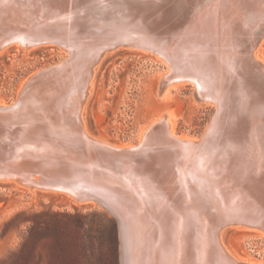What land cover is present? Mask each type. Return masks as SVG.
Here are the masks:
<instances>
[{"label": "bare ground", "instance_id": "6f19581e", "mask_svg": "<svg viewBox=\"0 0 264 264\" xmlns=\"http://www.w3.org/2000/svg\"><path fill=\"white\" fill-rule=\"evenodd\" d=\"M261 34L264 0H0V51L46 39L69 52L22 86L17 107L0 103V139L9 138L0 179L107 199L121 218L125 264H246L221 231L264 216L256 188L264 183V86L253 81L264 82L254 47ZM123 43L167 62L159 99L177 78L214 102L201 141L175 134L169 107L141 128L149 145L140 156L87 132L94 65Z\"/></svg>", "mask_w": 264, "mask_h": 264}, {"label": "rangeland", "instance_id": "374dc122", "mask_svg": "<svg viewBox=\"0 0 264 264\" xmlns=\"http://www.w3.org/2000/svg\"><path fill=\"white\" fill-rule=\"evenodd\" d=\"M255 54L264 61V37ZM68 55L57 43H9L0 51V103L15 101L32 76ZM168 68L151 49L126 44L106 48L94 65L83 103L87 132L116 145L136 143L141 128L169 107L175 134L200 138L215 104L196 97L189 80L177 78L169 86L172 94L159 99L156 79L170 73ZM28 188L0 179V264H121L118 224L106 209L64 191ZM221 238L240 261L263 256V236L255 228L228 224Z\"/></svg>", "mask_w": 264, "mask_h": 264}, {"label": "water", "instance_id": "95a60500", "mask_svg": "<svg viewBox=\"0 0 264 264\" xmlns=\"http://www.w3.org/2000/svg\"><path fill=\"white\" fill-rule=\"evenodd\" d=\"M263 37H264V34H261L260 36H257V39L255 40V43H254V47H255V45L257 47V45L259 44V42L261 41V39ZM47 42H49V41L46 40V39H42V40L36 41L37 44L47 43ZM52 43H54V42H52ZM123 44H126V43H123ZM115 45H118V44H115ZM54 66H51V67H54ZM48 69H49V67L46 68L45 71L48 70ZM253 81L258 82V83H262L263 86H264V82L260 81L257 78H254ZM191 83H193V82H191ZM263 89H264V87H263ZM193 93L196 95V97L205 100L197 92L195 84H193ZM19 102L20 101H19V96H18L15 99V101H13V102H11V103H9L7 105L10 108L11 107H17ZM154 124H155V122H154ZM13 127H15V126H12V128ZM206 131H207V128L204 131L203 135L200 138L196 139V140L197 141H201L204 138V136L206 134ZM143 136L144 135H142L140 139L138 138V141L136 143H132V144H129V145H116V144H113L112 146L111 145H107V147L111 148V150H114V152L123 153V154L127 155L128 157H131L132 155L133 156H140L141 153L144 152V151L147 153V147L149 145V142L147 143L146 138L144 139ZM92 137H94V136H92ZM94 138H97V137H94ZM98 139H100V138H98ZM8 141H9V138H7L5 136V137H3V139H0V145H5ZM110 144H112V143H110ZM256 188H257V191L259 192V194L257 192V197L261 200L262 203H264V183H261ZM71 196L73 198H75V199H78V200H92L97 205H100L101 207L106 209L110 214H112L114 216V218L116 219L117 224H118V229L120 230L121 218H120V216L116 215L114 208L112 207V205L110 204V202L107 199H105L104 197H100L98 195L78 197V196H74L73 194H71ZM228 224H240V225H243L245 227L257 229L259 231V234H261L263 236L261 241H262V244H263V247H264V216L262 217V220H260L259 222L248 221V220H237V221H232L231 220V221L226 222L224 224V226L228 225ZM119 234H120V232H119ZM262 254H263L262 257L257 258L255 260L251 259L250 257H247L244 261H246L245 262L246 264H264V248H263ZM120 258H121V264H125V253H124V251H121V248H120Z\"/></svg>", "mask_w": 264, "mask_h": 264}]
</instances>
